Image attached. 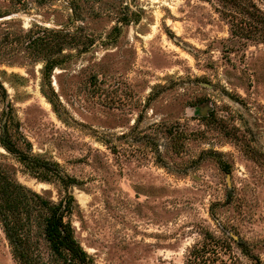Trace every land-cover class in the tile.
<instances>
[{
	"label": "rangeland",
	"instance_id": "374dc122",
	"mask_svg": "<svg viewBox=\"0 0 264 264\" xmlns=\"http://www.w3.org/2000/svg\"><path fill=\"white\" fill-rule=\"evenodd\" d=\"M257 11L264 0H0V163L69 206L93 264H184L205 230L264 264ZM0 264H16L1 227Z\"/></svg>",
	"mask_w": 264,
	"mask_h": 264
},
{
	"label": "trees",
	"instance_id": "16d2710c",
	"mask_svg": "<svg viewBox=\"0 0 264 264\" xmlns=\"http://www.w3.org/2000/svg\"><path fill=\"white\" fill-rule=\"evenodd\" d=\"M255 17L264 31V13L257 11ZM0 89L4 91L1 85ZM7 117L0 143L12 152ZM69 210L67 204L54 203L20 183L0 163V227L16 264H93L64 221ZM241 255L251 264H261L237 234L223 230L222 236H217L205 230L201 241L188 249L184 264H243Z\"/></svg>",
	"mask_w": 264,
	"mask_h": 264
}]
</instances>
